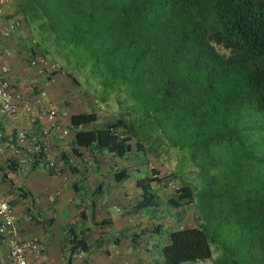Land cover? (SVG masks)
<instances>
[{"label": "trees", "instance_id": "obj_1", "mask_svg": "<svg viewBox=\"0 0 264 264\" xmlns=\"http://www.w3.org/2000/svg\"><path fill=\"white\" fill-rule=\"evenodd\" d=\"M15 3L22 23L28 27L33 22L39 33L31 56L37 49L64 58L63 50L70 47L87 64V78L100 85L89 91L98 110L110 96L118 103L128 100L126 109L101 123L97 109L70 112L69 153L74 159L84 161L88 155L95 163V154L128 159L109 164L114 181L127 177L128 168L139 173L140 166L128 164L133 147H142L135 130L140 122L152 124L153 142L167 138L171 146L188 151L201 182L183 181L165 200L177 207L194 199L202 222L170 229L159 248L160 264L206 259L210 264H264V0ZM18 21L12 19L10 30ZM64 69L57 61L49 72ZM67 76L77 81L74 74ZM0 131L8 136L13 130L0 126ZM61 156L63 166L74 173L64 151ZM37 162L33 156L29 167ZM63 166L47 171L59 173ZM5 168L18 170L16 159L0 162L1 177ZM159 173L150 166L135 177L140 191L132 202L134 212L157 204L151 183L161 179ZM79 212L85 219L83 207ZM221 223L226 235L216 229ZM160 225L151 223L140 231H160ZM68 231L66 263L78 249L79 261L85 263L91 247L84 230Z\"/></svg>", "mask_w": 264, "mask_h": 264}, {"label": "rangeland", "instance_id": "obj_2", "mask_svg": "<svg viewBox=\"0 0 264 264\" xmlns=\"http://www.w3.org/2000/svg\"><path fill=\"white\" fill-rule=\"evenodd\" d=\"M28 28L34 40H38L39 33L36 32L34 23L31 22V25L28 26ZM217 47L219 46L217 45ZM63 52L64 53H62L61 51L58 53L56 52V55L62 53L64 54L65 59L60 55L58 56V58L54 55L53 57L50 56L51 54L46 55V58H50V60L54 63H52L53 65H55L58 61L63 67L65 66V73L60 72L56 75L49 73L46 78H53L50 80L45 79V81H47L44 88H55V91H52V94L59 93V95H62L64 98L60 100L62 102H67L70 104V109H67V111L63 112L65 114L69 112V110L70 112L91 108L98 110V107L94 105V101L96 99L93 95L90 94L89 91L92 90L93 86L97 87V91L100 85L98 86L97 84H95L96 80L92 79L91 76L90 78H87L88 75L85 72L87 64H82L81 57L78 54L79 52H73L72 50H70V47L63 50ZM84 62L87 63V61ZM67 74H74L77 81L74 82L72 78L67 76ZM23 78L24 80H27L30 78V76L26 75ZM30 80L31 79H29L28 81ZM52 96L53 98L57 97L55 96V94ZM109 98L110 99L108 103L101 102L103 104V108L98 110V119L100 123L114 118L118 110L122 111L126 109L128 100H121V102L118 103L115 96H110ZM65 104L66 103H64L63 106H65ZM135 130L137 131V135L139 136L138 138L141 141L142 147L139 149L135 148V146L133 147L131 153L133 157L130 161L140 166L141 170H139L138 173L131 168H128V176L122 179L116 185V188L120 190V193H115L113 188L114 186L108 185L109 182L112 181L110 179L111 175L109 173L110 171L108 170V166H110V163L111 165L126 163L128 159L120 157L114 158V156L108 154H105L103 156L101 154H95V158L93 160L96 162L94 163L90 161L91 158L88 155L85 156L84 161H77L73 156L70 155V162L75 165L76 169L78 166V169L81 170V173L84 172V163L89 168V171L86 170L89 175L85 176V178H82L83 180H81L83 188L79 189V191H76V194L74 196V199L78 201L82 205V207L83 205L84 207L86 206L84 210L86 218L89 222H97L104 215L111 217L112 224L105 223L101 226L105 231V237L103 236L105 239L100 243V247H107L111 253V256L114 257L117 256L121 251H131L134 255L131 261H133L135 258H138L139 256H143L144 247L154 242V239L159 242L164 240V235L162 233H167L169 229L175 228L180 225L202 222V216L200 212L195 210L194 199H192L191 201H184L180 206L177 207L172 206L165 200L167 196L174 194V188L180 185L183 181H190L192 183H195L196 180H198V184L201 182V179H199V174L197 175L196 173V167L193 164L192 159H190L188 151L186 149H179L176 146H171L167 142V138H162L160 142H153L152 135L155 136V129L152 127V124L140 122L139 125L136 126ZM167 136L168 138L170 137L169 133H166V137ZM57 161L60 160L57 159ZM142 161H145V164H143ZM150 166H155L160 170L159 175L161 176V179L158 181H153L151 183V188L155 191L158 202L156 205L142 207L134 212L132 210V202L135 201L134 199L139 198L138 191H140V189L134 185L135 177L145 172H149ZM171 172H173L174 174L172 173L171 175H169ZM55 173L58 174V172ZM44 175H48L45 171V168L43 166H37L35 167L33 175L29 174L26 176H22L19 175V173L18 175H14V181L12 185H6V183L0 181V191L3 193L5 198L12 202V210L17 212L20 210V195L17 193V185L21 184L23 188L30 190V193H27L25 195L24 203L28 205L29 210L24 216V219L28 220V218H31L32 216L38 217L40 221H43L45 223V227L48 228V217L52 213V210H48L47 212L38 211V203L36 197L37 195L34 193L35 189L37 188V184L35 183L39 182ZM71 175L72 174L70 172V176ZM167 175H169V177ZM99 181L102 186V191L98 194H92L90 192V189L96 186L97 182ZM66 197H69L68 192L62 191L60 194V199L65 200ZM93 202L94 204H96L95 207L88 205ZM71 204L72 202L69 204L70 210L67 207L62 206L58 208V210L55 211L52 215L56 220L64 221L68 224H70L69 222H78L77 220L80 219V216H78L79 214L75 215L76 209L73 205L72 207ZM115 207H117V209ZM137 222H140L139 225L142 224L146 226L151 223L160 222L162 233L161 235L156 237L153 231L146 230V232L138 234V238L136 239V241H129L131 235L128 236V231L138 230L139 227L136 226ZM56 225L57 224L52 227V230H56ZM210 226L213 227L214 224H210ZM216 229H218V231H224L226 235V226H224V224L221 223L218 226L216 225ZM116 234L119 240H112L111 238ZM51 238V236H46V244L50 248L51 246L54 247L53 239L49 240ZM128 242H130V244H127ZM211 246L213 249L212 257H215L217 254L215 244L212 243ZM149 248L151 247L149 246ZM153 250L154 252H157V254H159V248H154ZM101 253L103 254H101L100 256H107L106 253ZM94 259L95 257H93V254L89 253L88 262L91 263V261H93ZM158 260L159 262H161V258H159ZM150 262H152V260L147 259V257H145L144 255L139 264H148ZM210 262L211 259H206L195 263L194 261H186L182 262L181 264H210Z\"/></svg>", "mask_w": 264, "mask_h": 264}, {"label": "crops", "instance_id": "obj_3", "mask_svg": "<svg viewBox=\"0 0 264 264\" xmlns=\"http://www.w3.org/2000/svg\"><path fill=\"white\" fill-rule=\"evenodd\" d=\"M13 18H18L19 21L17 25L9 30L8 35L4 36L2 35L1 31L2 29L12 21ZM34 38L31 36L30 31L28 27L25 25V23H22L21 19L18 16V13L16 12V3L15 0H6L5 4L2 6V11L0 12V64H5L7 65L9 69V75L10 78L14 82H21L22 84L24 83L28 85L33 84L32 86H35V88H41L46 92V97L48 98L47 100L51 101L52 103H55L57 106V121L65 125L68 128V132L61 138H56L55 134H50L47 138L48 142V154L47 156L50 158H53L54 160L57 159H63L61 156V152L66 153V157L68 161L70 162V153H69V145H70V123L68 122V116L70 114L67 112L66 114L63 113L64 111H67V109H70V104L66 102L65 106L63 104L65 102H62L60 99H64L62 95H59V93H54V97L52 94L55 91L54 89H49L48 87L45 89L44 86L46 84L47 80L52 79L53 77L46 78V76L51 73L49 72L50 70V65L53 63L50 58H46L43 54L40 53L39 50H34V55H30V49L37 48L34 45ZM36 58L34 63H30L29 58ZM42 58L43 61H38V58ZM54 64V63H53ZM29 75L31 79L30 81L24 80V76ZM45 79H47L45 81ZM50 86V85H48ZM53 91V92H52ZM61 101V102H60ZM67 101V100H66ZM62 104V105H61ZM37 108H34L36 111H41L42 108L39 107V105H36ZM72 112V111H71ZM66 118V120H65ZM47 123L46 117L42 114V112L39 113L38 119H36V129L34 132L37 133L39 131L40 127H43L44 124ZM0 126L4 130H13L15 128H25L28 130V128L31 127L29 124V119L26 117V114L24 113L22 105H18L16 111L12 114H4L0 113ZM2 154H0V161L2 160ZM128 163V161L126 162ZM129 163L133 164L135 167L137 164H134V162L129 161ZM122 164V163H121ZM128 164V165H130ZM131 164V165H132ZM120 165V164H118ZM130 165V166H131ZM41 166V165H37ZM35 166V167H37ZM117 166V165H116ZM34 168H30L29 166L27 167L26 170L24 171H19V170H14L11 171L10 169H4L5 173L3 176L0 178L1 182L6 183V185H12L13 184V176L14 175H33ZM44 167V166H43ZM115 167V166H114ZM45 168L46 173L48 174L47 176L44 175L42 176V179L39 182H36L37 188L35 189V194L37 195V207L38 211H45L47 212L48 210H52V213L48 217L49 221V227H45V223L43 221H40L38 217H31L28 218V220L24 219V216L29 210L28 205L24 203L25 200V195L27 193H30V190L25 189L21 186V184H18L17 189H18V194L20 195V210L14 212L15 217H16V223L20 227V230L26 234V235H39L42 238L41 241V253H42V262L41 264H67L66 263V258H65V249L67 247V237L69 235L68 229L70 227L75 230V232H79L80 229L84 230V233L86 234V241L88 244H90L91 247V252L93 254V257L95 259L91 261V263L88 262L89 254L87 256V260L85 263L82 264H139L141 262L142 257L145 255L147 259L152 260V262L148 264H159V258L160 256V251L159 254L157 252H154V248H160V246L167 240L168 237V230L167 233H162V230L160 231H154L153 233L155 234L156 237L161 235V233L164 235V240L162 241H157L154 239V242L150 243V245H147L144 247L143 256H139L138 258H135L133 261H131L133 255V252H119L117 256H111V253L107 247H100V243L105 239L104 234L105 231L101 227L105 223L112 224L111 222V217L104 215L98 220L97 222L91 221L89 222L87 218L83 219L80 218L77 220L78 222H67L64 221H59L56 220L55 217L52 215L55 211L58 210V208L65 206L70 210L69 204L72 202L71 206L73 205L74 208L76 209V214L78 215L80 207L82 205L74 199V196L76 194V191H79V189L83 188L82 178H85V176L89 175V173L86 172V165H84V172L81 173V170L77 169L75 170L74 173L71 172L70 176V167H64L61 172L57 173H50L47 171V168ZM76 168V167H75ZM88 169V167H87ZM110 173V179L112 181L109 182V186H114V192L115 193H120V190L116 188L117 183L121 181H114L112 178V172ZM62 178V179H60ZM100 183L97 182V184ZM96 184V185H97ZM101 184V183H100ZM135 185V183H134ZM136 186V185H135ZM152 186V184H151ZM138 187V186H136ZM95 188L92 187L90 189V192L93 194V189ZM62 191H67L69 197H66L65 200L60 199V194ZM102 191V186H100V189L96 191V193H100ZM12 204V202L10 201ZM33 204V203H32ZM89 206L91 205L92 207H95L96 204L90 203L88 204ZM13 206V205H12ZM72 206V207H73ZM84 207V205H83ZM86 206L83 208L85 210ZM117 208V207H115ZM85 212V211H84ZM80 215V214H79ZM78 215V216H79ZM140 222H137L136 226L139 227L138 230L134 231H128V236L131 235V238L129 241H136L138 238L139 233L141 232V228H145L146 225H139ZM56 225V230H52V227ZM75 224V225H74ZM161 226V225H160ZM60 229V230H59ZM172 229V228H171ZM120 231V230H119ZM146 232V230L144 231ZM51 236L52 238L49 240L53 239V244L54 247L51 246V248L46 244V236ZM126 235V234H125ZM104 236V237H103ZM109 238V237H107ZM112 240H119L117 234L113 235L111 238ZM148 243V242H147ZM46 244V245H45ZM127 244H130L128 242ZM51 245V244H50ZM149 246L151 248H149ZM54 250V251H53ZM101 252L106 253V257L100 256ZM6 255V244L3 238L0 236V264H3L4 259ZM113 255V254H112ZM73 259L70 260L69 264H81L79 261L80 256H73ZM148 261V260H147ZM198 262V260L194 261Z\"/></svg>", "mask_w": 264, "mask_h": 264}, {"label": "built area", "instance_id": "obj_4", "mask_svg": "<svg viewBox=\"0 0 264 264\" xmlns=\"http://www.w3.org/2000/svg\"><path fill=\"white\" fill-rule=\"evenodd\" d=\"M5 2L6 0H0V12ZM12 25L13 22L6 25L1 31L2 35H8ZM29 59L30 63H34L36 58ZM38 61L43 59L40 57ZM53 67L54 65L51 64L50 69ZM9 74L7 65L0 64V113L12 114L20 104L31 127L28 130L21 127L15 128L8 136L0 131V154L3 157L0 162H6L7 158H14L17 161L18 170L24 171L31 163L33 156H36L38 165L58 170L63 164V159L57 161L47 156L49 148L47 138L50 134L61 138L68 132V128L57 121L56 104L47 100L46 92L41 88L34 91L32 84L24 85L21 82H14ZM36 105L41 106L42 110L35 111ZM40 112L46 117L47 123L36 133L34 132L36 119ZM1 174L0 169V178ZM16 222L10 201L0 191V236L6 244L3 264H41L42 238L39 235L24 234ZM81 254V249L72 253L77 257Z\"/></svg>", "mask_w": 264, "mask_h": 264}]
</instances>
